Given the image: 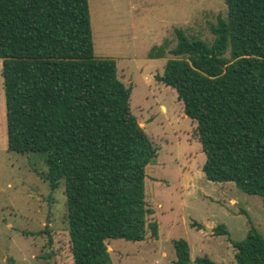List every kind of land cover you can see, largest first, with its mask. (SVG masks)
<instances>
[{
	"label": "trees",
	"instance_id": "16d2710c",
	"mask_svg": "<svg viewBox=\"0 0 264 264\" xmlns=\"http://www.w3.org/2000/svg\"><path fill=\"white\" fill-rule=\"evenodd\" d=\"M223 3L210 43L174 30L172 59L154 80L195 124L204 179L232 183L264 205V0ZM165 47L147 58H164ZM0 61L6 151L41 156L49 184L63 183L71 264H112L108 240L155 239L144 170L156 149L114 62L93 56L87 1L0 0ZM212 233L227 234L221 225ZM232 248L234 264H264L252 226ZM172 250V264H188L184 240Z\"/></svg>",
	"mask_w": 264,
	"mask_h": 264
},
{
	"label": "rangeland",
	"instance_id": "374dc122",
	"mask_svg": "<svg viewBox=\"0 0 264 264\" xmlns=\"http://www.w3.org/2000/svg\"><path fill=\"white\" fill-rule=\"evenodd\" d=\"M86 1L93 56L114 62L118 80L130 91V112L156 149L144 170V200L157 236L106 241L111 263L172 264V241L181 239L188 264H234L232 243L249 227L264 240V205L232 183L204 179L195 124L175 92L154 80L172 59L174 30L210 43L209 26L225 17L223 0ZM164 42V58L148 59L149 50ZM45 174L41 156L6 151L0 77V264H71L64 185L51 186ZM220 225L226 235L212 233Z\"/></svg>",
	"mask_w": 264,
	"mask_h": 264
},
{
	"label": "water",
	"instance_id": "95a60500",
	"mask_svg": "<svg viewBox=\"0 0 264 264\" xmlns=\"http://www.w3.org/2000/svg\"><path fill=\"white\" fill-rule=\"evenodd\" d=\"M45 222H46V221H45ZM51 260H53L52 257H51Z\"/></svg>",
	"mask_w": 264,
	"mask_h": 264
},
{
	"label": "crops",
	"instance_id": "0c3cea01",
	"mask_svg": "<svg viewBox=\"0 0 264 264\" xmlns=\"http://www.w3.org/2000/svg\"><path fill=\"white\" fill-rule=\"evenodd\" d=\"M2 117V116H1Z\"/></svg>",
	"mask_w": 264,
	"mask_h": 264
}]
</instances>
